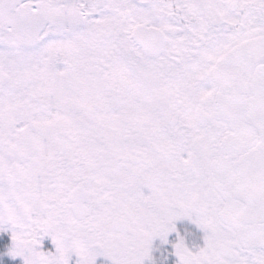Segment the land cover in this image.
<instances>
[{
    "label": "snow or ice",
    "instance_id": "1",
    "mask_svg": "<svg viewBox=\"0 0 264 264\" xmlns=\"http://www.w3.org/2000/svg\"><path fill=\"white\" fill-rule=\"evenodd\" d=\"M8 258L264 264V0H0Z\"/></svg>",
    "mask_w": 264,
    "mask_h": 264
},
{
    "label": "flooded vegetation",
    "instance_id": "2",
    "mask_svg": "<svg viewBox=\"0 0 264 264\" xmlns=\"http://www.w3.org/2000/svg\"><path fill=\"white\" fill-rule=\"evenodd\" d=\"M45 250H53L54 251V246L51 245L50 238L45 241ZM8 259H9V264H23L22 258H20V259L17 258L16 260H10V258H8ZM100 259H103V258H100ZM98 264H100L99 260H98ZM107 264H110V262H107Z\"/></svg>",
    "mask_w": 264,
    "mask_h": 264
},
{
    "label": "rangeland",
    "instance_id": "3",
    "mask_svg": "<svg viewBox=\"0 0 264 264\" xmlns=\"http://www.w3.org/2000/svg\"><path fill=\"white\" fill-rule=\"evenodd\" d=\"M20 259V258H19Z\"/></svg>",
    "mask_w": 264,
    "mask_h": 264
}]
</instances>
